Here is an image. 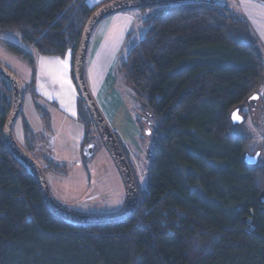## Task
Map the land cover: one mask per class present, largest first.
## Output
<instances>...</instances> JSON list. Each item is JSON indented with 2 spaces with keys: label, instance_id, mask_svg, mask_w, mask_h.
<instances>
[{
  "label": "trees",
  "instance_id": "trees-1",
  "mask_svg": "<svg viewBox=\"0 0 264 264\" xmlns=\"http://www.w3.org/2000/svg\"><path fill=\"white\" fill-rule=\"evenodd\" d=\"M87 1L0 0V34L17 32L26 49L4 45L32 70L24 95L35 89V54L71 53L74 62L98 9ZM144 24L145 36L116 66L149 152L138 208L121 221L80 225L49 210L36 177L5 143L13 92L0 75V264H264L263 152L247 165L251 137L230 119L239 108L264 121L258 38L240 12L210 0L159 6ZM36 109L48 127L49 114ZM78 118L85 147L95 126L81 98ZM23 130L21 147L32 157L37 137L26 120ZM37 154L44 172L66 176L64 165Z\"/></svg>",
  "mask_w": 264,
  "mask_h": 264
},
{
  "label": "rangeland",
  "instance_id": "rangeland-1",
  "mask_svg": "<svg viewBox=\"0 0 264 264\" xmlns=\"http://www.w3.org/2000/svg\"><path fill=\"white\" fill-rule=\"evenodd\" d=\"M210 1L217 4L226 5L231 9H236L244 18L245 11L249 13L251 12L254 15L264 13V3L258 0ZM104 2L105 0H100L97 5H91L88 7L90 9H97L100 8V6H103ZM87 4H89L88 1ZM157 10L158 7H151L146 9H131L120 12L130 14L129 17L133 20V22L135 20L132 35H129L130 39L126 43L125 48H122L120 55H126L135 45L140 42V40L143 39L147 30V26L144 24V21L151 17V15H153ZM250 27L256 38H258L259 48L264 55V42L256 32V30L252 28L251 24ZM4 42L12 43L21 47L23 44L21 42L20 35L17 32L0 34V66L8 69L11 73H13L20 80L23 87L25 85H28V83L31 84V67L26 61L12 54L5 47ZM22 48L26 49V47L24 46H22ZM120 55L118 57V60L120 58ZM36 74L37 71L35 70V78L33 79L34 83L36 81ZM87 86L106 123L108 124L116 139H118L117 141L119 147L129 164L135 183H138L140 188H144L147 184L146 171L148 156L146 153V149L148 146L146 145L144 140L139 138L140 128L133 111V108L136 106L135 99L131 96L129 90L122 83L120 84V82H118L117 77L115 88H117V90L121 94L120 97L122 101V110H118L116 112L113 111L110 114L103 109L102 105H100L92 95L89 83H87ZM35 93V91L25 93L21 114L16 119L12 128L13 136L16 142L20 146H23L26 150L27 147L25 146L24 141L23 123L26 119L29 120L27 117L28 112L32 115L37 116L35 107L37 108L38 105L40 106V103L39 99H36V97L34 96ZM262 96V99L264 101V91H261V97ZM45 98L48 99V97ZM41 100V105L43 104L45 106V103L51 104L45 99L41 98ZM79 100L80 96L78 94V101ZM41 108L43 109V107ZM247 112V110H244V113ZM242 116H245L244 118L247 117L246 115ZM253 117L249 116L248 120L246 119L245 123L239 126L238 129L241 131H245L251 137V142L253 144L254 150L250 151L249 154L254 155L256 153L261 154V152H263L262 157L264 158V121L256 122ZM91 131L95 136L94 139H96L97 144H93L95 148L93 149L88 159H86L85 155L80 159V162L82 164L80 170L75 167L74 163L70 165L68 164V162L64 161L59 163L66 167V176H58L57 174L51 173L49 171L43 172L46 177L52 198L57 204H59L66 210L89 217L116 215L122 211L126 202L123 182L110 155L104 148L97 134L96 128H92ZM48 137L50 138L51 135L49 134ZM93 141L94 140H92V142ZM255 149L259 150L255 152ZM42 151L43 154L49 156V153L47 151H45L44 149H42ZM29 154L33 158H35V160L39 164L43 165V161L38 154H35L32 151H29ZM69 154H71V152Z\"/></svg>",
  "mask_w": 264,
  "mask_h": 264
},
{
  "label": "crops",
  "instance_id": "crops-1",
  "mask_svg": "<svg viewBox=\"0 0 264 264\" xmlns=\"http://www.w3.org/2000/svg\"><path fill=\"white\" fill-rule=\"evenodd\" d=\"M99 1L88 0V6H95ZM129 15L119 13L102 20L92 32L86 56V82L89 83L92 95L110 114L122 110L121 94L115 88V66L122 48H125L129 35L134 30L135 20L133 22ZM244 16L264 42V13L254 15L245 11ZM35 70L34 91L40 106L50 116V125L44 126L36 107L37 116L28 112L29 120H26L37 137V145L32 152L37 154L44 149L49 153V156L46 155L49 159L58 163L65 161L70 165L74 163L80 170V159L84 155L86 159L90 157L95 148L93 144L96 145L97 141L92 139L94 141L91 140V144L84 147L85 128L78 118V90L73 79L72 55L69 53L64 58H51L35 54L34 74ZM30 78L32 79V70ZM41 98L51 104L44 102L45 106L41 105Z\"/></svg>",
  "mask_w": 264,
  "mask_h": 264
},
{
  "label": "water",
  "instance_id": "water-1",
  "mask_svg": "<svg viewBox=\"0 0 264 264\" xmlns=\"http://www.w3.org/2000/svg\"><path fill=\"white\" fill-rule=\"evenodd\" d=\"M187 1L191 0H113L110 3L104 4L92 14V16L88 19L81 35L80 43L73 62V79L76 84L78 94L85 103L89 117L91 118L97 130V134L104 148L110 155L123 182L126 196L125 207L120 213L116 215L103 217L84 216L68 211L54 201L43 170L38 165V163L23 150V148L16 142L13 136L12 128L21 111L24 100L23 85L13 73L0 66V75L10 83L13 92L12 110L4 126L5 143L12 153L32 171L41 187L46 205L54 215L76 224L94 225L121 221L131 217L136 212L139 201L138 192L129 164L119 147L116 137L99 111L86 85L85 63L89 42L95 27L108 16L131 9H146ZM258 1L264 3V0ZM258 100V95H253L248 99V104L252 110L256 107ZM230 119L234 126H241L246 120L241 115V110L239 108H236L232 111ZM146 152L147 156H149V152L147 150ZM259 159V153H256L255 155L246 154L244 156V161L249 166L257 165L259 163Z\"/></svg>",
  "mask_w": 264,
  "mask_h": 264
},
{
  "label": "flooded vegetation",
  "instance_id": "flooded-vegetation-1",
  "mask_svg": "<svg viewBox=\"0 0 264 264\" xmlns=\"http://www.w3.org/2000/svg\"><path fill=\"white\" fill-rule=\"evenodd\" d=\"M242 115H246L247 117L245 118V119H247L248 120V117L249 116H254V114L250 111V112H248V113H242ZM245 117V116H244ZM94 135H93V139H94ZM252 155V154H251ZM255 155V154H254ZM259 157H260V153H259ZM259 162H260V159H259Z\"/></svg>",
  "mask_w": 264,
  "mask_h": 264
},
{
  "label": "snow or ice",
  "instance_id": "snow-or-ice-1",
  "mask_svg": "<svg viewBox=\"0 0 264 264\" xmlns=\"http://www.w3.org/2000/svg\"><path fill=\"white\" fill-rule=\"evenodd\" d=\"M64 68H65V69L67 68V65H66V64L64 65ZM237 119H238V117H237Z\"/></svg>",
  "mask_w": 264,
  "mask_h": 264
},
{
  "label": "bare ground",
  "instance_id": "bare-ground-1",
  "mask_svg": "<svg viewBox=\"0 0 264 264\" xmlns=\"http://www.w3.org/2000/svg\"><path fill=\"white\" fill-rule=\"evenodd\" d=\"M96 28V27H95Z\"/></svg>",
  "mask_w": 264,
  "mask_h": 264
}]
</instances>
